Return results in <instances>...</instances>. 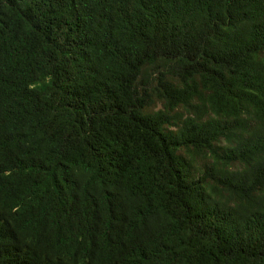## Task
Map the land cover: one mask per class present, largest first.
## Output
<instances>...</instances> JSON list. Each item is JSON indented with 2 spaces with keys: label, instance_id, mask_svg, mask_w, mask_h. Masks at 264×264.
I'll return each instance as SVG.
<instances>
[{
  "label": "trees",
  "instance_id": "1",
  "mask_svg": "<svg viewBox=\"0 0 264 264\" xmlns=\"http://www.w3.org/2000/svg\"><path fill=\"white\" fill-rule=\"evenodd\" d=\"M0 264H264V0H0Z\"/></svg>",
  "mask_w": 264,
  "mask_h": 264
}]
</instances>
